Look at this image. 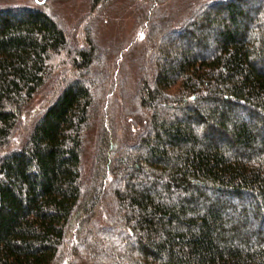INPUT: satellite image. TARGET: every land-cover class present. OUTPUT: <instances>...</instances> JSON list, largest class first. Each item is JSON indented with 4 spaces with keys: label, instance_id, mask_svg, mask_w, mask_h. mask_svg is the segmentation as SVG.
Returning <instances> with one entry per match:
<instances>
[{
    "label": "trees",
    "instance_id": "1",
    "mask_svg": "<svg viewBox=\"0 0 264 264\" xmlns=\"http://www.w3.org/2000/svg\"><path fill=\"white\" fill-rule=\"evenodd\" d=\"M57 1L0 5V264H264V0Z\"/></svg>",
    "mask_w": 264,
    "mask_h": 264
},
{
    "label": "rangeland",
    "instance_id": "2",
    "mask_svg": "<svg viewBox=\"0 0 264 264\" xmlns=\"http://www.w3.org/2000/svg\"><path fill=\"white\" fill-rule=\"evenodd\" d=\"M26 0H0V5L11 3H24ZM182 0H179V3ZM116 10L107 18H103L98 26V34L104 43L125 42V38L133 29L131 10L125 2L118 3ZM55 9L65 18L67 24L73 25L84 14L86 9L85 0H67L57 1L54 5ZM127 42V41H126ZM132 74L129 77V85L131 86L136 78V68L130 64ZM134 73V74H133ZM91 152V144L87 149V160H89Z\"/></svg>",
    "mask_w": 264,
    "mask_h": 264
}]
</instances>
